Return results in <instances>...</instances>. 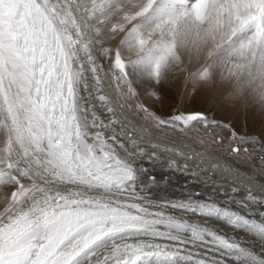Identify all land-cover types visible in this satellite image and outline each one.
Segmentation results:
<instances>
[{
    "label": "snow or ice",
    "instance_id": "6c2138e0",
    "mask_svg": "<svg viewBox=\"0 0 264 264\" xmlns=\"http://www.w3.org/2000/svg\"><path fill=\"white\" fill-rule=\"evenodd\" d=\"M181 11L197 20L222 11L242 39L264 45V0H0V264H264V185L256 193L222 179L184 200L147 195L165 173H232L213 162L220 154L211 145L224 141L210 126L230 132L232 143L260 145L264 165V131L241 137L202 112L164 117L142 98L161 100L168 49L135 60L125 50ZM128 25L124 42L108 47ZM204 76V68L191 73L185 87L199 90ZM216 98L237 114L247 110L220 91Z\"/></svg>",
    "mask_w": 264,
    "mask_h": 264
},
{
    "label": "bare ground",
    "instance_id": "6f19581e",
    "mask_svg": "<svg viewBox=\"0 0 264 264\" xmlns=\"http://www.w3.org/2000/svg\"><path fill=\"white\" fill-rule=\"evenodd\" d=\"M132 1L131 0H121V3L123 5L132 6V5L141 4L143 2V0H137V1L134 0V2ZM185 2H187V0H185ZM221 13L222 12H218L216 16L219 14V17H220ZM229 16L230 15H228V17ZM185 17L186 15L184 12L182 11L178 12L172 19L166 20L165 24H163V27L160 28L156 34L151 35L149 40L147 39L146 34L150 32V30H152L155 26L153 25L150 28H146L142 30L140 40L146 37L145 41L149 42V46H153V47L154 46H166L167 49L169 50L168 53L172 54L170 55L171 58H168L169 61H171L170 65L173 63L174 65L175 64L179 66L182 65V67L183 65L185 66L184 75L186 79L183 80V82L184 81L190 82V74L197 72L201 68H204L205 76L201 80L197 81V86H198V89L202 90L203 92L207 90L206 94L208 93V95H209V92L210 93L212 92L213 97H215L216 91H220L224 94L225 99L233 98V97H236L237 99L239 96L236 94H238L239 90L245 89L243 93V99H244L245 105L244 104L243 105L247 106V108L249 109L250 123L254 124L257 120H261L263 124L262 130L264 131V115H262L260 111L262 108H264V95H262L264 94V91L263 89L261 90V92L259 90L256 91L254 86L247 87V88L245 87L246 84L242 81V74L245 73L249 69H246V71H244L241 65L240 59H243L242 54L239 56L241 58H239L238 57L239 54L238 55H236L237 53L234 54L235 51L226 53L228 49L232 48L227 45V44H230L229 40L232 34L229 35L230 32L228 33L227 30L222 29L221 27L220 28L216 27L217 23L215 19L218 16L215 19L210 18V20L209 19H202V20L194 19L195 23L193 22L191 24L190 31L187 29L190 26L186 28L187 30L186 29L183 30V25H185V21L187 20L185 19ZM225 17L228 18L227 16ZM225 17L223 19H225ZM114 18H115V13L113 14L112 17H109V21L112 22ZM213 21H215V23ZM218 23L220 24V22ZM187 24L188 23H186V25ZM221 25L222 24H220V26ZM160 26H162V24ZM128 27H130V25L126 26L123 31H118V35L115 36L113 39L108 40L106 42L107 46L111 48H117L118 46H120L126 38ZM134 46L132 47L134 48ZM221 46H223V48L225 46L224 49L222 48L224 51L222 52L226 54V55L224 54L222 58L221 56L219 57V55L221 54H219V52H216L217 49L218 48L220 49ZM131 48H127V50ZM219 58L220 60L218 61ZM259 60L261 61V59ZM165 61L166 59L164 60V63ZM260 61H259V64H260ZM262 61L263 62L261 64L264 65V60ZM98 62L104 66V71L107 72L108 71L107 66L109 64V61L107 60L106 62H104L102 58H99ZM259 64L258 65L255 64L256 67L258 66L259 68ZM258 72L260 73L261 70L260 71L258 70ZM261 75L264 76V73ZM105 84H106V87L108 88V93L114 96L115 89L111 85L110 77L108 80L105 81ZM162 86L165 87L164 85ZM238 99L240 100V98ZM128 111L130 113V110ZM189 112H194V111H186L185 113H189ZM108 115L109 114L107 113L103 114L101 116V119H105V121H107ZM123 115L127 116L129 119L134 118V117L130 118L131 116H129L126 111H123ZM205 115L209 118L207 113H205ZM241 123H242V119H241ZM214 127L213 126L208 127L206 129V132L207 133L215 132L216 138L217 139L223 138L224 142L222 145H215V144L211 145V150L213 152L220 154L219 159L213 162L218 163L225 167L230 166L233 170L232 173L231 174L220 173V172L214 173L212 174V180H208V175H209L208 173L202 174L198 177L192 176L190 172H187V173L174 172L171 174L165 173V179L161 180L159 185L155 186L151 191L147 193V195L151 199L157 202H167V201L184 200L187 198L189 193H197V192L211 193L216 183L222 179L227 180L230 185H233V186L239 185L241 186V188H252L256 193L260 192L259 185H264V165H262L260 161L261 153L257 151L260 145H258L257 147L256 145L253 146L252 144H249V143L248 144L246 143L247 145L244 143H240V144L232 143L230 139L231 137L229 138V136L227 135V132H225L226 135L228 136L226 138L225 134H221L222 130L220 129L216 130L217 128L215 127L214 129ZM202 129L204 130V128ZM256 131L258 132L259 130H256ZM229 135H230V132H229ZM255 135L254 137L256 138ZM257 137L259 138V136ZM184 143L186 142L184 141ZM234 146H237L241 149L239 155L231 153L230 148ZM244 149H248L249 150L248 153H245ZM177 163H183V160L178 159ZM165 164H167V161H165ZM144 166L148 167V163L145 162ZM189 166L190 168L193 167L191 163ZM249 177H252V179H249ZM158 179H159V176H158ZM229 190L230 188L224 189V191H229ZM244 194L246 193L244 192L238 193V195H244ZM2 195L3 194L0 193V208L3 207ZM193 198H205V197L203 196L195 197L194 196ZM216 198L218 200L226 199V197L224 196H218ZM233 207H235V205H233ZM190 219H199V217H190ZM212 223L214 224V226H216L217 228L221 230L222 234L223 233L233 234L231 228L223 224L222 222L212 221ZM236 235H239V234L237 233Z\"/></svg>",
    "mask_w": 264,
    "mask_h": 264
},
{
    "label": "rangeland",
    "instance_id": "374dc122",
    "mask_svg": "<svg viewBox=\"0 0 264 264\" xmlns=\"http://www.w3.org/2000/svg\"><path fill=\"white\" fill-rule=\"evenodd\" d=\"M135 1H137V0H135ZM132 2H134V0ZM132 4H134V3H132ZM219 14L217 15L218 17L216 16V14L213 15L215 17H213V16L211 17L214 19L217 17L215 19L216 23H217L216 27L217 28L221 27L222 29L227 30L228 33L230 32L229 35L232 34L230 36V40H229L230 44H227L228 46H230L232 48L228 49V51H226V53H229L231 51L232 52L235 51L234 54H236V53H237L236 55L239 54L238 57L242 54L243 59H240L241 65H242L244 71H246V69H249L245 73L242 74V81L246 84L245 87L247 88V87L254 86L256 91L259 90L261 92L262 89L264 91V78H263L264 76L261 75L264 73V65L261 64L263 62L261 57L264 56V45H262L260 43L259 38L256 36H250L246 40L242 39V34L237 32V31H234L233 23H235V22L233 19H231L232 16L231 17L229 16L230 17L229 18L227 14H224L222 12L221 13L222 17L221 16L219 17ZM223 14H224V16H223ZM225 16H227L228 18H226ZM224 17H225V19H223ZM185 19H187V20L185 21V25H183V30H185L188 26H190L187 28L190 31L191 24L193 22L195 23V21H194V19H191V18L185 17ZM224 20H225V22H224ZM226 21H227V23H226ZM104 22H105L104 23L105 25L111 23V21H109V18L105 19ZM213 22L215 23V21H213ZM218 22H220V24H222V25L220 26V24ZM230 22H231V24H230ZM186 23H188L190 25H188V24L186 25ZM157 24H159V25H157ZM157 24H155L154 25L155 27L152 30H150V32H148L146 34V37L148 40L150 39L151 35L156 34L158 32V30L163 27V24H165V22L161 23L162 26H160L161 25L160 23H157ZM189 31H187V32H189ZM117 35H118V32L115 36H117ZM145 38L141 39L140 42H138L134 46V48L132 47L133 49L131 48V49L125 50V56L127 59L131 60V58H132V60H135L136 57H138L145 50L158 47V46H154V47L149 46V42H146ZM187 44H188V42H187ZM222 48H223V46H221L220 49L218 48L219 50L217 49V51H216V52H219V54H221V55H219V57L221 56V58L225 54V53H223L224 52L223 49L225 48V46L223 49ZM168 55H169V57H168ZM168 55L166 57V61L167 60L168 61L167 62L165 61V63L163 61V65L161 68L162 73L164 74L165 78L168 80V83L166 85H164L165 87L161 86V88H160V91L162 93L161 100L152 101L150 99H147L146 96H142V98L145 99V102L148 103L158 114H160L164 117H168V116L173 115V114L185 113L186 111H195V110L196 111H202V112L204 111V113H207L210 120L215 119V120L219 121L221 124H223V123L224 124H227V123L231 124L232 127L235 129L236 133L238 134V136L245 137V138L246 137L253 138L254 135L256 134L255 135L256 138H258L257 136H259V138H260L261 132L263 131L262 130L263 124H262L261 120H257L254 124L250 123L249 109L247 108V106H244L245 103H244V99H243V93H244L245 89L239 90L238 94H236L239 96L238 98H240V100L238 98L236 99V97L225 99V102L228 103L229 105H232L234 107L243 106V107L247 108L246 111L240 113L241 114V116H240V114H237L234 109L223 107L222 101L218 102L216 96L213 97L212 92H211L212 94L209 92V95H208V93L206 94L207 90H205L204 92L202 90L193 91L191 89V86L185 87V85H184L185 81L183 82V80L186 79L185 75H184L185 74V68H184L185 66L183 65V67H182V65L181 66L176 65V64L174 65L173 63L170 65L171 61H169L168 58H171L170 55H172V54L168 53ZM239 58H241V57H239ZM259 59H261V61ZM102 60L104 62L107 61L104 58H102ZM219 60H220V58L218 59V61ZM259 61H260V64H259ZM255 64L256 65L259 64V68H258V66L256 67ZM181 67L184 69H182ZM260 67L263 69H261ZM258 70L259 71L261 70V72L259 73ZM163 89H165V90H163ZM202 92H203V94H202ZM211 96L214 98V100ZM126 112L128 113L129 116H131L130 118L134 117L132 119L133 120L135 119L138 121V117L136 118V116L133 114V112L131 110H130V113L128 110ZM240 117L242 119V123H241ZM202 128H204V127L200 126L199 130H200L201 134H205V129L203 130ZM214 129H215V127H214ZM216 130H219V128H217ZM256 130H259V131L257 132ZM225 132H227V135L230 138L231 134L229 135V132L227 130H223L221 134H225V137L227 138L228 136L226 135ZM217 133H218V131H217ZM219 133H220V131H219ZM189 135H193V133L192 134L190 133ZM178 140H176L177 143L180 142ZM189 141L190 140H186L185 142L191 143V141L190 142ZM244 144H246V143H244ZM252 145L255 146L254 144H252ZM256 146L258 147V145H256Z\"/></svg>",
    "mask_w": 264,
    "mask_h": 264
},
{
    "label": "water",
    "instance_id": "95a60500",
    "mask_svg": "<svg viewBox=\"0 0 264 264\" xmlns=\"http://www.w3.org/2000/svg\"><path fill=\"white\" fill-rule=\"evenodd\" d=\"M194 112H201V111H194ZM202 113H204V112H202ZM205 114V113H204ZM234 147H237V146H234Z\"/></svg>",
    "mask_w": 264,
    "mask_h": 264
}]
</instances>
